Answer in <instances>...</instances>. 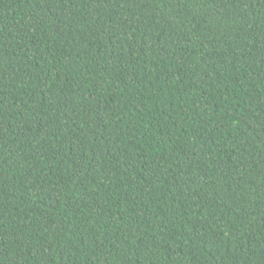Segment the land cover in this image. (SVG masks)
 <instances>
[{
  "label": "trees",
  "instance_id": "obj_1",
  "mask_svg": "<svg viewBox=\"0 0 264 264\" xmlns=\"http://www.w3.org/2000/svg\"><path fill=\"white\" fill-rule=\"evenodd\" d=\"M0 264H264V0H0Z\"/></svg>",
  "mask_w": 264,
  "mask_h": 264
},
{
  "label": "bare ground",
  "instance_id": "obj_2",
  "mask_svg": "<svg viewBox=\"0 0 264 264\" xmlns=\"http://www.w3.org/2000/svg\"><path fill=\"white\" fill-rule=\"evenodd\" d=\"M45 53H46V52H45ZM179 61H180V60H179ZM47 87H48V86H47ZM12 92H13V91H12ZM24 97H25V96H24ZM21 98H22V97H21ZM11 155H13V154H11ZM11 157H12V156H11ZM16 158H17V157H16ZM14 161H15V160H14ZM14 161H13V162H14ZM15 163H16V162H15ZM10 177H11V176H10ZM49 219H50V218H49ZM59 219H60V218H59ZM50 226H51V225H50ZM52 227H53V226H52ZM58 227H59V226H58ZM58 227H57V228H58ZM60 228H61V226H60ZM3 253H4V252H3Z\"/></svg>",
  "mask_w": 264,
  "mask_h": 264
}]
</instances>
